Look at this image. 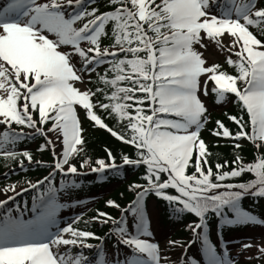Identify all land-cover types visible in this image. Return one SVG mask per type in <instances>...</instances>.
I'll return each mask as SVG.
<instances>
[{
    "label": "snow or ice",
    "instance_id": "snow-or-ice-1",
    "mask_svg": "<svg viewBox=\"0 0 264 264\" xmlns=\"http://www.w3.org/2000/svg\"><path fill=\"white\" fill-rule=\"evenodd\" d=\"M109 2L117 7L101 14H97L95 8L88 11L85 0H49L43 4L37 0H10L6 7L0 8V124L6 128L0 133V155L12 159L21 155L8 147L25 135L23 131L12 130V124L47 135L33 118V113H38L39 125L51 122L48 131L58 133V139L62 137L63 148L59 156L51 139L47 142L53 148L54 171L77 174L76 166L69 161L83 151L82 147H77L84 144L77 113V106L82 107L96 125L135 146L138 158L133 160L123 156L125 165L143 164L147 167L149 187L123 209L124 218L116 220L104 212H98L95 217L98 222L107 224L111 221L116 225L114 233L118 237V246L131 250L130 256L116 259L113 264H160L159 245L143 238L152 235L143 205L144 196L149 191L169 202H178L182 205L178 211L199 218V223L190 227L197 239L202 240L208 264H232L229 259L218 255L211 244L207 235V214L220 215L226 226L264 223L241 207L242 199L248 195L264 198V155L249 164L237 157L234 161L237 167L230 172H217V182H213L212 168L208 165L210 153L204 140L200 139V130L207 122V109L198 93L200 77L210 74L208 79L215 84L212 92L217 96V102H223L227 94H234L249 117L247 122L243 117H229L240 128L235 134L217 121V130L213 134L237 141L247 139L258 150L264 148V41L250 30L256 28L264 34V7L258 8L257 0H227L220 14L216 15L209 11V7L212 4L219 6L220 0ZM68 9L71 12L66 16ZM85 18L88 19L82 27H75ZM109 23L112 24L113 48L102 49L101 38L108 35L106 26ZM45 31L54 34L56 39H50ZM225 34L230 37L226 46L228 51L238 49L234 52L238 57L236 61L231 57L227 59V63L236 68L237 75L221 71L218 64L205 67L202 53L194 48L196 44L206 47L202 43L205 38L225 47L220 39ZM82 42L90 46L82 48ZM61 45H71L73 51L61 52L58 50ZM120 53L124 58L106 60L109 56L119 57ZM73 55L83 61L81 72L93 71L95 65L111 64L113 77L99 78L112 89L110 95L106 94L108 103H93L92 97L96 92L103 93V89L81 91L75 86V82H83V77L71 63ZM89 65L93 67L89 68ZM207 94L205 86L204 95ZM146 103L147 108L144 107ZM96 107L115 114L120 121L127 119L131 136L126 137L108 128L94 111ZM246 124L250 131L246 130ZM45 147L41 146V150ZM235 147L239 148L240 144ZM194 153L196 160L192 165ZM22 155L32 160L27 151ZM108 155L111 163L99 159L96 161L98 166L92 167L91 171L117 168L110 151ZM89 162L85 160L81 167ZM190 166L196 171L187 175ZM204 166H207L206 172ZM223 167L216 164L217 170ZM244 172L253 173L255 179L239 184L221 183ZM162 173L167 174L164 182H161ZM51 176L50 173L45 177L49 183ZM30 186L38 187L37 184ZM169 188L176 189L179 195H165L164 190ZM218 189L225 191L209 195ZM3 191L15 192V186ZM7 202V199L0 201V207ZM108 204L120 207L114 201ZM52 216L53 213L47 211L37 223L23 222L11 216L0 222V264H88L89 258L82 252L71 257L68 253L58 254L53 248L64 245L91 249L94 245L87 240L101 238L71 225L53 233L48 227L53 223ZM129 217L135 223V231H130ZM64 234H70L71 238H64ZM175 243L170 241V244ZM98 264H108L102 253ZM191 264L198 262L193 260Z\"/></svg>",
    "mask_w": 264,
    "mask_h": 264
},
{
    "label": "trees",
    "instance_id": "trees-1",
    "mask_svg": "<svg viewBox=\"0 0 264 264\" xmlns=\"http://www.w3.org/2000/svg\"><path fill=\"white\" fill-rule=\"evenodd\" d=\"M94 2H100L98 7V14L109 12L114 10L117 5L110 4L109 0H95ZM261 4V6H259ZM259 7H264V0H260ZM112 24L106 26V32L108 35L101 38V46L113 47V38L111 34ZM252 31L264 41V34H261L256 28H251ZM84 48V46L82 47ZM117 58H124V54H120L119 57L109 59L107 61H114ZM220 65V70L231 75H237L235 67L230 66L225 61H216L209 66ZM86 80L89 84V89L92 92H96L98 88L103 89L104 92H96V95L92 97L94 104L100 102L108 103L106 94L110 95L112 89L105 86L101 81V76H107L111 79L114 75L111 71L110 63L100 64L94 71L84 72ZM125 86L126 82H125ZM138 96L143 95L137 93ZM231 100H228L223 105L213 104L209 106L205 113L206 123L200 130V139L204 140L207 150L210 153L208 156V165L211 166L213 182L217 172H230L233 168L237 167L234 163L237 157H240L244 164L255 162L259 155H264V148L257 149L252 142L247 139L234 140L232 138H225L222 136H216L213 134L217 130V121L222 122L233 134L240 131L239 126L231 120L229 117L235 116L238 119L243 117V121L249 120L246 112L241 108L239 101L232 94ZM214 101V100H213ZM231 102V103H230ZM131 103V102H129ZM147 108V103L144 105ZM97 115H99L104 124L113 129L117 133L124 134L126 137L131 136V131L127 127V119L120 121L115 114H109L100 107L94 109ZM132 112L131 109H129ZM135 115L134 112H132ZM150 114V113H148ZM33 117L39 122L38 113H33ZM174 118V117H168ZM47 128H51V122L46 124ZM12 128L19 131L33 130L31 128L12 124ZM81 128L83 129L81 135L84 140V144L77 146L83 149L79 154L73 155L70 158L69 163L76 166L78 169L77 174H67L54 171L55 158L53 155V149L51 145H48V141L41 134L28 135L24 133L20 139L14 145L8 146L9 150L15 151L21 155H18L15 159L5 158L0 155V191L5 186H15L20 188L23 185L37 184V189H31L25 196V201L29 205L31 203L32 195L38 197L41 191H44L49 181L45 180V177H50L51 182L55 183L60 190L59 195L53 202L60 200L62 206L61 212L57 216L59 225L57 229H62L68 225L80 230H86L95 233L96 236L104 239L105 254L104 258L108 261V264H113L115 259H124L125 256L131 255L129 249L123 246H118L117 241L112 234V231L116 227L111 221L107 224L98 222L95 217L98 212L107 213L109 216L116 220L124 218L123 209L130 203H133L138 197V194L149 187L146 165H125L123 163V156H128L130 159H137L138 153L134 145L124 143L117 137L113 136L106 128L98 127L95 122L91 121L86 114H84L81 120ZM4 125H0V133L5 131ZM246 130L250 131L247 127ZM53 138L56 141L58 135L53 132ZM239 143L240 147L236 148L235 144ZM41 146H46L44 150H41ZM27 151L32 156V160L29 161L22 153ZM109 151L115 158V163L118 166L115 169H106L103 172H92V167H97L96 161L104 159L106 163H111L109 159ZM85 160H89V164L85 167H81ZM195 153L192 158V165L195 164ZM21 161L23 167H21ZM35 163V164H33ZM224 165L222 169L217 170L216 164ZM205 172L207 166H204ZM195 167L190 166L186 174L192 175L195 173ZM6 172V174H5ZM199 175L198 173H196ZM255 179L253 173L244 172L241 176L235 178H228L221 183L239 184L247 183ZM167 180V174H161V182ZM40 181H44L43 184H39ZM135 185H141L142 187L136 188ZM225 189H222L219 193H222ZM217 193V194H219ZM165 195L178 196L179 193L176 189L169 188L164 190ZM109 201H114L120 207L116 208L108 204ZM25 202V204H26ZM22 204V200L20 202ZM144 204L146 212L152 222V227L149 229L152 235L151 237H143L149 239L150 242L159 243L161 253L164 256V263L171 264L175 262L183 252L187 249L186 263L191 264L193 260L198 264H208V256L203 252H200V248L203 245L200 239H196V234L191 230L190 226H194L199 223V218L189 212H180L178 209L182 207L178 202H169L163 197L157 196L154 191H149L144 196ZM241 207L243 210L255 215L258 220L264 221V198L248 195L241 201ZM228 212L227 209H225ZM25 214V219L30 218L31 214ZM229 216L232 214L229 212ZM24 219V221H25ZM54 218V220H57ZM103 219V218H101ZM130 231L135 230V223L129 217ZM28 220V219H27ZM220 221V215L209 212L207 214V225L210 226L212 231H215L217 224ZM32 223V222H31ZM162 229H159V228ZM51 230V229H49ZM223 236L228 242V247L233 249L234 253L226 258L229 259L232 264H264V251L256 250L259 252L254 255H246L244 252L252 251V247L242 249L240 244L254 240L264 236V223H249L247 225L238 226H226L222 225ZM199 231V230H198ZM111 232V233H110ZM203 232L202 230L200 231ZM210 242L214 246L215 251L219 254H223V250L220 246V241L216 236L211 234ZM71 238V237H70ZM88 241L96 242V239L89 238ZM156 241V242H155ZM170 241L176 242L170 244ZM238 249V253L235 250ZM242 253H239L241 252ZM82 252L85 256L91 254V251H81L78 247L72 249L71 254L75 255ZM97 255V254H96ZM120 255V257H119ZM92 260V259H91ZM91 263V261H89ZM92 264H95L94 260Z\"/></svg>",
    "mask_w": 264,
    "mask_h": 264
},
{
    "label": "rangeland",
    "instance_id": "rangeland-1",
    "mask_svg": "<svg viewBox=\"0 0 264 264\" xmlns=\"http://www.w3.org/2000/svg\"><path fill=\"white\" fill-rule=\"evenodd\" d=\"M86 1H89V0H85ZM49 2V0H37V3L39 4H43V3H47ZM7 3V0H5V3L0 5V7H5L7 6L6 5ZM227 3V0H220V3H219V6H217L216 4H212L210 7H209V11L212 13V14H216V15H219L221 10L225 7V4ZM259 3H260V0H259ZM259 3L257 4V7L259 5ZM99 4L100 2H90L88 5H87V10L88 11H91L92 9H98L99 7ZM261 6V4L259 5ZM71 12V9H68L66 10L65 14L66 16ZM98 14V13H97ZM88 18H85L84 20H81V21H78L75 25V27L79 28V27H82L83 23L86 22ZM45 35H47L50 39H56V37L54 36V34L52 33H48L47 31L44 32ZM202 36H204V34L202 33ZM221 39V42H222V45H224L225 47H221L219 45H217L215 43V41L213 40H210V39H203L202 40V43L204 45H206V47H201L200 44H196L194 45V48L196 51L202 53V58L205 59L206 61V64H205V67H209V64L213 63V62H216V61H225L227 60L229 57H231V59L233 61H236L238 59L237 56L234 55V52L237 51L238 49H233L231 52L228 51L227 49V45L229 44V40H230V37L228 36V34H225L223 37L220 38ZM89 44L87 42H82L81 44V47L84 46V48H87L89 47L88 46ZM102 48V46H101ZM103 48H107V47H103ZM102 48V49H103ZM111 49V48H109ZM59 51L61 52H72L73 49H72V46L71 45H61V47L58 49ZM264 50V49H262ZM71 63L75 66V68L78 70V74H81L82 77H83V82H75V86L80 89L81 91H85V90H90L89 89V84L86 80V76L84 74L85 71H80L81 69H83V61L81 60V58L78 56V55H73L71 57ZM90 72V71H89ZM210 74H204L200 77V85H201V89L198 93V95L200 96V99L201 101L204 103L206 109L209 108L210 105L213 104H217V105H223L225 102H227L228 100H231V94H227L226 95V98L224 99L223 102H217V96L215 95V93L212 92V89L213 87L215 86L214 82L209 80L208 79V76ZM207 88V91H208V94L207 95H204V88ZM93 100V99H92ZM214 100V101H213ZM231 103V102H230ZM84 112L85 110L82 108V107H79L77 106V113H78V116H79V120L81 121L83 116H84ZM86 113V112H85ZM38 127H42L41 125H38ZM36 130V129H35ZM62 148H63V145L62 143L58 142L56 145H55V153L57 156H59V154L62 152ZM67 165L65 166V169H67ZM5 188H10L8 186H5L1 189V192H0V201H3V200H8V202L3 206V207H0V220H1V216L3 215V213H5L7 211V209L13 205V202H15V200L18 198V194L19 192L16 191L17 189H15V192L13 191H9L7 193H5L3 190ZM222 189H218V190H213L212 192L209 193V195L213 194V193H219ZM9 196H13L15 199H8ZM58 204H56L57 206ZM55 209V207L53 208ZM1 222V221H0ZM159 229H162L161 227ZM70 234H64V238H70ZM226 239V238H225ZM227 242V240H226ZM228 244V242H227ZM244 245H251V250L252 251H248V252H244L246 255H254V254H257L259 252H254L256 250H261V248L264 249V236L263 237H260V238H256L254 240H248L246 241V243L242 244V245H239L242 249H245L247 247H244ZM73 246H64V245H60L58 248L57 247H54L53 248V251L58 253V254H65V253H68L69 256L71 257H75L77 254L75 255H71L70 254V250L72 249ZM81 249V248H80ZM87 248H84V249H81V250H85ZM93 251H95L97 249V247H93L92 248ZM98 251V250H97ZM161 249H159V254H160V264H166V262L164 263L163 261V258L164 256L162 255L161 253ZM238 249L235 250V253H238ZM229 253V252H227ZM231 253V252H230ZM239 253H242L239 252ZM225 255V254H224ZM185 257L182 258V255L175 261V262H172L171 264H185Z\"/></svg>",
    "mask_w": 264,
    "mask_h": 264
},
{
    "label": "bare ground",
    "instance_id": "bare-ground-1",
    "mask_svg": "<svg viewBox=\"0 0 264 264\" xmlns=\"http://www.w3.org/2000/svg\"><path fill=\"white\" fill-rule=\"evenodd\" d=\"M2 2V0H0V3Z\"/></svg>",
    "mask_w": 264,
    "mask_h": 264
},
{
    "label": "water",
    "instance_id": "water-1",
    "mask_svg": "<svg viewBox=\"0 0 264 264\" xmlns=\"http://www.w3.org/2000/svg\"><path fill=\"white\" fill-rule=\"evenodd\" d=\"M111 57V56H110Z\"/></svg>",
    "mask_w": 264,
    "mask_h": 264
}]
</instances>
